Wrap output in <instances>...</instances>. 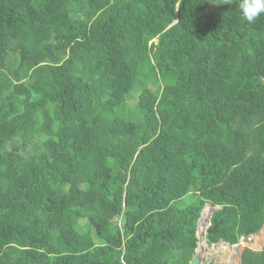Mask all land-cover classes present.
Listing matches in <instances>:
<instances>
[{"label":"trees","instance_id":"trees-1","mask_svg":"<svg viewBox=\"0 0 264 264\" xmlns=\"http://www.w3.org/2000/svg\"><path fill=\"white\" fill-rule=\"evenodd\" d=\"M238 5L0 0V264H191L207 205L208 245L264 264V15Z\"/></svg>","mask_w":264,"mask_h":264},{"label":"rangeland","instance_id":"rangeland-1","mask_svg":"<svg viewBox=\"0 0 264 264\" xmlns=\"http://www.w3.org/2000/svg\"><path fill=\"white\" fill-rule=\"evenodd\" d=\"M213 207L207 205L202 212V219L200 221V230L201 232L197 233L198 237L207 233L208 229L211 226V216L214 210ZM255 241V243H254ZM251 242V245H250ZM247 244H242L244 246L257 247L261 249L264 246V231L262 232L261 237L252 239ZM238 245H229L227 243H219L217 245H208L206 238L202 236L201 241L197 249L198 255L201 259V264H239L238 258Z\"/></svg>","mask_w":264,"mask_h":264},{"label":"clouds","instance_id":"clouds-1","mask_svg":"<svg viewBox=\"0 0 264 264\" xmlns=\"http://www.w3.org/2000/svg\"><path fill=\"white\" fill-rule=\"evenodd\" d=\"M238 6L240 8L242 17L248 23H254L257 20L258 17H260L261 15H264V0H239V5ZM201 219H202V216H201V218L199 220V227L198 228H200ZM198 231H199V229H198ZM199 232H201V230ZM203 237H205V236L203 235ZM198 239H199V242H200L201 240H200L199 237H198ZM201 239H202V237H201ZM250 241L249 240L246 241L244 238H241L240 244H247ZM199 242H198V246H199ZM221 243H224V242H221ZM196 255H198L197 251H196Z\"/></svg>","mask_w":264,"mask_h":264},{"label":"water","instance_id":"water-1","mask_svg":"<svg viewBox=\"0 0 264 264\" xmlns=\"http://www.w3.org/2000/svg\"><path fill=\"white\" fill-rule=\"evenodd\" d=\"M212 210H216L215 208H213ZM212 217V216H211ZM217 228H218V225H215V227L212 229V231L211 232H216L217 231ZM199 229V231H200V228H198ZM200 233V232H199ZM203 235L201 234L200 235V240H201V237H202ZM191 264H201V259H200V257H199V255H196L195 257H194V259L192 260V263Z\"/></svg>","mask_w":264,"mask_h":264},{"label":"built area","instance_id":"built-area-1","mask_svg":"<svg viewBox=\"0 0 264 264\" xmlns=\"http://www.w3.org/2000/svg\"><path fill=\"white\" fill-rule=\"evenodd\" d=\"M249 241L251 240V238L248 239Z\"/></svg>","mask_w":264,"mask_h":264}]
</instances>
